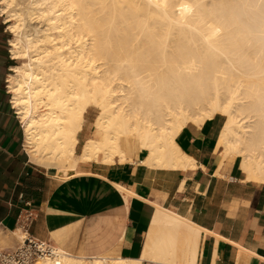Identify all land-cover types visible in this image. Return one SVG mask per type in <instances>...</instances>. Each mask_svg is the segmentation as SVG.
I'll use <instances>...</instances> for the list:
<instances>
[{"label": "bare ground", "instance_id": "6f19581e", "mask_svg": "<svg viewBox=\"0 0 264 264\" xmlns=\"http://www.w3.org/2000/svg\"><path fill=\"white\" fill-rule=\"evenodd\" d=\"M0 16L21 60L6 86L35 163L68 177L81 161L125 162L147 148L149 165H185L191 158L178 150L177 133L221 114L218 151L242 155L248 179L264 181V0H0ZM91 105L101 136L77 153ZM171 215L158 222L169 231L147 240L144 257L174 260L185 219ZM33 264L141 259L55 247Z\"/></svg>", "mask_w": 264, "mask_h": 264}, {"label": "crops", "instance_id": "0c3cea01", "mask_svg": "<svg viewBox=\"0 0 264 264\" xmlns=\"http://www.w3.org/2000/svg\"><path fill=\"white\" fill-rule=\"evenodd\" d=\"M7 33L1 22L0 238L15 231L25 209L34 216V237L78 257L122 256L141 259V264H264V181L248 179L242 155L218 151L223 115L201 125L189 122L177 133L175 144L191 158L188 164L149 165L150 151L142 148L125 162L81 161L75 174L62 177L56 168L32 161L26 149L24 126L5 84L16 60L8 54ZM93 121L87 112L77 153L88 138L100 136ZM165 211L185 219L174 233L182 245L173 261L150 253L144 257L149 238L169 231L158 224L169 216ZM12 241L7 247L17 244V238Z\"/></svg>", "mask_w": 264, "mask_h": 264}, {"label": "built area", "instance_id": "2783aa9c", "mask_svg": "<svg viewBox=\"0 0 264 264\" xmlns=\"http://www.w3.org/2000/svg\"><path fill=\"white\" fill-rule=\"evenodd\" d=\"M33 220L31 212L25 209L20 211L15 230L19 229L22 235L17 237V244L13 247L0 244V264H33L36 260L53 254L55 246L31 234Z\"/></svg>", "mask_w": 264, "mask_h": 264}, {"label": "rangeland", "instance_id": "374dc122", "mask_svg": "<svg viewBox=\"0 0 264 264\" xmlns=\"http://www.w3.org/2000/svg\"><path fill=\"white\" fill-rule=\"evenodd\" d=\"M0 22H3V27L6 28V30L8 31V33H7V38H8L7 51H8V54L10 55V52H9V39L13 36V33H12V32L9 30V28L7 27L8 24L4 21V19H3L2 16H0ZM19 62H21V60H15V61L13 62V65H14V64H17V63H19ZM10 72H11V71H10ZM5 84H7V83H5ZM98 111H99V108H98L97 106H95V105H91L90 108H89V110L87 111L89 115L92 114L93 117H94L93 125H94V122H95L96 116H97V114H98ZM87 112H86V113H87ZM85 116H86V114H85ZM94 128H95V127H94ZM95 129H96V128H95ZM98 131H99V130H98ZM99 133H100V131H99ZM100 136H101V133H100ZM100 136H99V137H100ZM14 238H16V237L13 236L12 234H7L6 236L1 237V238H0V241H1V244H2V245L10 246V245H12V243H13L12 240H13Z\"/></svg>", "mask_w": 264, "mask_h": 264}, {"label": "trees", "instance_id": "16d2710c", "mask_svg": "<svg viewBox=\"0 0 264 264\" xmlns=\"http://www.w3.org/2000/svg\"><path fill=\"white\" fill-rule=\"evenodd\" d=\"M1 23V22H0Z\"/></svg>", "mask_w": 264, "mask_h": 264}]
</instances>
